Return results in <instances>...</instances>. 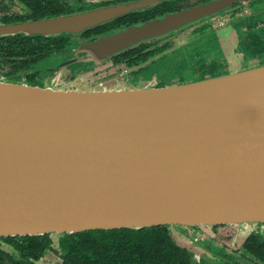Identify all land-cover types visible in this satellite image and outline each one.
<instances>
[{
    "label": "water",
    "instance_id": "obj_1",
    "mask_svg": "<svg viewBox=\"0 0 264 264\" xmlns=\"http://www.w3.org/2000/svg\"><path fill=\"white\" fill-rule=\"evenodd\" d=\"M167 15L92 41L70 76L194 19ZM94 12L0 24L76 33ZM264 223V65L167 87L63 90L0 80V236Z\"/></svg>",
    "mask_w": 264,
    "mask_h": 264
},
{
    "label": "flooded vegetation",
    "instance_id": "obj_2",
    "mask_svg": "<svg viewBox=\"0 0 264 264\" xmlns=\"http://www.w3.org/2000/svg\"><path fill=\"white\" fill-rule=\"evenodd\" d=\"M190 9L202 13L77 74L60 73L59 64L81 41ZM88 12L100 21L80 32L0 37V80L63 90L133 89L184 85L264 65V0H0V24ZM163 226L169 237L149 245L152 252L111 253L104 264H121L115 258L124 264H264V223ZM63 235L0 236V264H68Z\"/></svg>",
    "mask_w": 264,
    "mask_h": 264
},
{
    "label": "trees",
    "instance_id": "obj_3",
    "mask_svg": "<svg viewBox=\"0 0 264 264\" xmlns=\"http://www.w3.org/2000/svg\"><path fill=\"white\" fill-rule=\"evenodd\" d=\"M63 237L68 238V250L66 251V262L68 264H99L96 260L104 264L109 260L111 253H124L128 251L152 252L150 248L157 239L168 238L169 235L165 226H151L140 229L120 228L111 230H88L77 233H64ZM134 240V241H133ZM130 241V242H129ZM140 243H145V249H131L138 247ZM130 245L129 249H123L122 246ZM164 249H161L163 252ZM177 254V260L181 262V251H173ZM163 258V257H162ZM169 259V258H168ZM127 261L129 259H126ZM116 262L124 264L122 258H115ZM161 263L164 261L161 259Z\"/></svg>",
    "mask_w": 264,
    "mask_h": 264
},
{
    "label": "rangeland",
    "instance_id": "obj_4",
    "mask_svg": "<svg viewBox=\"0 0 264 264\" xmlns=\"http://www.w3.org/2000/svg\"><path fill=\"white\" fill-rule=\"evenodd\" d=\"M170 228H171L172 230H175V229L178 228V226H170ZM51 237L55 239V238L59 237V235H51Z\"/></svg>",
    "mask_w": 264,
    "mask_h": 264
}]
</instances>
